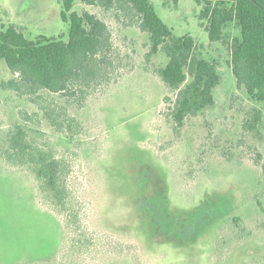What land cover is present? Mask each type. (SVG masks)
I'll return each instance as SVG.
<instances>
[{"label": "rangeland", "instance_id": "rangeland-1", "mask_svg": "<svg viewBox=\"0 0 264 264\" xmlns=\"http://www.w3.org/2000/svg\"><path fill=\"white\" fill-rule=\"evenodd\" d=\"M151 2L174 34H190L197 52L218 63L214 105L175 126L168 115L175 92L157 71L167 57L146 56L149 34L132 12L76 1L74 10L95 14L111 32L109 79L83 100L41 93L81 120L80 142L1 87L12 75L0 59V151L18 110H37L41 123L25 129L68 164L77 230L35 195L28 172L0 161V264H264V102L236 86L228 46L210 41L208 18H200L203 0ZM61 9L60 0H0V29L66 36ZM227 32L239 34L233 23ZM257 110L260 121L249 129ZM233 215L241 225L232 229ZM85 234L90 243L79 248Z\"/></svg>", "mask_w": 264, "mask_h": 264}, {"label": "trees", "instance_id": "trees-1", "mask_svg": "<svg viewBox=\"0 0 264 264\" xmlns=\"http://www.w3.org/2000/svg\"><path fill=\"white\" fill-rule=\"evenodd\" d=\"M76 1L132 12L135 19L130 20L149 34L146 56L162 53L167 57L166 64L157 71L166 86L175 92L168 113L175 126H181L186 117L214 105L213 91L221 81L218 63L197 52V43L190 34H174L159 17L151 0H60L61 17L69 23L66 36L41 35L30 39L13 24L0 29V59L12 75L1 87L27 98L55 132L80 142L76 137L82 136L84 131L80 119L64 106H51L41 91L58 93L67 100L73 97L83 100L89 88L107 83L110 74L107 66H112L108 57L112 48L108 25L93 13L74 10ZM203 1L200 18H208L209 40L228 46L236 86L243 87L251 100L264 102V0ZM232 23L238 35L228 34ZM37 110H18L19 123L5 139L0 161L28 172L35 195L52 205L58 214H65L60 216L66 228L76 231L72 225L79 214L73 209L66 183L68 164L54 148L32 142L25 129V123H41ZM258 121L259 110L245 126L255 129ZM261 211L264 213L262 206ZM231 219L232 229L241 225V217L233 215ZM261 225L264 228V220ZM85 239L79 248L90 243L86 234Z\"/></svg>", "mask_w": 264, "mask_h": 264}]
</instances>
